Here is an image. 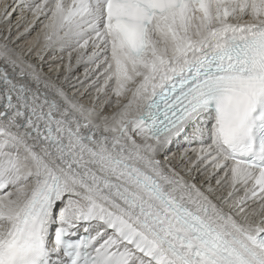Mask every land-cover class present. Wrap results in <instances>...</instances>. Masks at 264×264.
I'll return each instance as SVG.
<instances>
[{
	"label": "snow or ice",
	"instance_id": "1",
	"mask_svg": "<svg viewBox=\"0 0 264 264\" xmlns=\"http://www.w3.org/2000/svg\"><path fill=\"white\" fill-rule=\"evenodd\" d=\"M0 23V264H264V0Z\"/></svg>",
	"mask_w": 264,
	"mask_h": 264
},
{
	"label": "bare ground",
	"instance_id": "2",
	"mask_svg": "<svg viewBox=\"0 0 264 264\" xmlns=\"http://www.w3.org/2000/svg\"><path fill=\"white\" fill-rule=\"evenodd\" d=\"M18 15H19V14H16V15H14V16L12 17L13 24H15ZM4 29H5V25H3L2 23H0V34H2V33L4 32ZM33 35H35V33H33Z\"/></svg>",
	"mask_w": 264,
	"mask_h": 264
}]
</instances>
